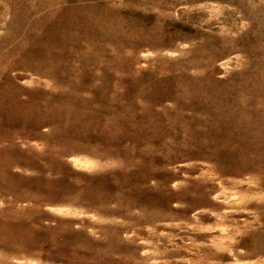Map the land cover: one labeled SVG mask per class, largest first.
<instances>
[{
	"label": "rangeland",
	"instance_id": "1",
	"mask_svg": "<svg viewBox=\"0 0 264 264\" xmlns=\"http://www.w3.org/2000/svg\"><path fill=\"white\" fill-rule=\"evenodd\" d=\"M0 264H264V0H0Z\"/></svg>",
	"mask_w": 264,
	"mask_h": 264
}]
</instances>
